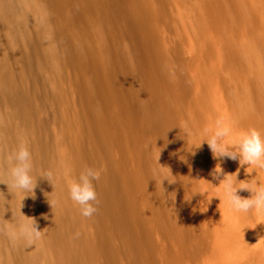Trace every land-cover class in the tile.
<instances>
[{"label": "bare ground", "instance_id": "1", "mask_svg": "<svg viewBox=\"0 0 264 264\" xmlns=\"http://www.w3.org/2000/svg\"><path fill=\"white\" fill-rule=\"evenodd\" d=\"M99 1L105 26L101 40L82 24L83 14L73 0H0V217L13 215L14 198L20 193L10 185L4 158L24 136L23 131H14L13 119L1 108L14 105L16 115L28 126L37 116L31 98L11 81L13 75L5 67L10 57L25 59L23 67L30 71L57 65L59 48L49 39L52 28L63 40L62 55L71 61L80 57L91 69V94L102 104L106 120L100 137L111 135L123 164L133 163V167L124 166L125 171H106L109 185L97 193L95 202L94 215L101 226L97 246L105 264H117V257L128 251L132 257L127 264H153V243L136 212L137 202L147 199L154 188L179 210L190 202L192 189L206 178L219 184L223 175L218 179L211 175L217 163L224 173L232 164L240 166L238 160L214 158L206 142L190 153L192 144L198 143L197 134L202 139L204 129L218 118L234 122L237 131L255 128L264 136V96L248 98V94L230 91L232 79L244 87L250 81L255 83V72L264 77V42L252 46L260 41L253 7L263 0H199L200 14L185 31L182 49L171 45L142 0ZM176 1L159 0L162 10ZM176 15L186 21L181 12ZM71 25L79 26L75 43L68 34ZM44 42L48 43L45 47ZM245 56L253 61H245ZM185 131L192 135L186 136ZM240 167L245 171L247 166ZM57 171L58 164L51 163L45 151L33 161L32 174L38 176L32 194L35 200L36 188L52 192ZM46 173H51L49 180L40 177ZM260 179L264 182V170ZM122 186L135 192L134 200L128 201ZM69 200L68 191L62 188L55 211L36 201L46 223V238L16 235L13 253L2 256L0 249V264H77L90 257L94 248L77 230L78 214ZM201 201L205 217L220 232L214 264H244L257 251V243L248 242L247 214L232 212L222 190L212 185ZM260 226L256 242L263 245L264 223ZM118 231L121 233L116 234ZM183 246L170 256L173 264L181 262L186 251ZM47 247L55 248L61 257L45 260Z\"/></svg>", "mask_w": 264, "mask_h": 264}, {"label": "rangeland", "instance_id": "2", "mask_svg": "<svg viewBox=\"0 0 264 264\" xmlns=\"http://www.w3.org/2000/svg\"><path fill=\"white\" fill-rule=\"evenodd\" d=\"M73 1L83 14L84 23L82 24L93 29L96 37L101 40L105 36V26L100 20L103 9L101 2L99 0ZM142 2L152 14L153 20L170 37L171 45L176 49H182L185 31L190 30L191 25L196 23L194 22L196 17L198 18L200 14L199 0H177L166 7L164 6V10H162L163 6H161L159 0H142ZM177 11L181 12L186 21L181 20L176 15ZM253 13L258 25L257 34L260 41L257 40L252 46L258 47L260 42H264V0L253 7ZM71 26H68L67 31ZM72 27L71 31L69 30V33H67L70 35V41L75 43L77 42L75 31L79 29V26L74 25ZM75 27L77 28L74 30ZM49 39L55 42L59 48L57 65L35 68V70L30 71L26 69V66L23 67L25 59L20 60L19 58L10 57L5 67L13 75L11 81L31 98L33 105L37 108V116L33 124L28 126L20 115H16L14 105H3L2 112L13 119L14 131H23L24 136L21 140L26 141L32 154V160L38 159L40 154L45 151L49 153L51 163L58 164V171L54 173L56 177L51 183L52 192L47 193L36 188L37 200L32 196L34 192L27 193L24 198L25 194L17 193L14 198L13 215L0 217V249L2 256H8L11 251L13 253V249L16 247L15 236L22 233L21 228L25 224L35 223L37 229L41 231L42 238H46V223L39 216L37 202L49 208H54L55 211L61 200V189L68 191L69 178H78L80 172L88 167L97 170L99 179L93 181L97 194L102 188L109 185L106 176L108 168L120 172L125 171L126 166L133 167L131 162H128L127 165L126 163L123 164L121 152L115 146L111 135L107 138L100 137L103 127L106 126V120L101 107L102 104L91 94L89 86V79L92 75L91 69L85 66L80 57L76 58L75 61H71L65 58L64 53L62 55L64 43H61L63 40L60 41L55 29L50 28ZM48 43L44 42L43 47ZM106 45L109 47L107 40ZM245 61L252 62L253 60L251 57L245 56ZM1 70L0 68V72ZM253 77L255 83L250 81V85L244 87L239 86L236 80L233 81L232 79L230 91L235 95L245 96V94H248V98L254 95L264 96V77L257 72L253 74ZM110 142H112V145H109ZM18 145L16 143L15 148ZM8 155L5 156V161H7ZM238 169L240 171L237 176L238 180L250 181L255 178L254 174H247L239 165L234 164L229 166L227 173H236ZM206 180L211 182L209 178H206ZM210 185L205 180L203 183L197 184L191 191L190 202L183 203L179 210H175L173 205L164 200L154 188L155 193L148 192L147 199L144 198L137 202L136 212L140 214L139 218L143 222V227L147 231L149 240L153 243V264H173L170 256L178 252L182 244L186 251L184 256L180 258L181 262L179 264L215 263L219 229L207 220L201 209L200 204L203 195L199 193L192 195L198 190H208ZM121 188L127 194L128 201L134 200L135 192L133 190L124 186ZM158 196L162 199H156ZM242 197H250V193H243ZM69 201L78 214L79 224L77 230L81 232L85 241H88L91 247L94 248L90 257L80 259L77 264H105L103 251L97 246L98 231L101 230V226L96 216L94 214L91 217L82 216L80 206L71 199ZM159 201H164L165 204ZM217 216L220 218L218 212ZM247 217L249 223L248 242L253 246L257 243L254 246L257 251L251 253L244 264H264V244L261 245L256 242L261 224H257L259 221L253 216L247 214ZM120 233V231L116 232V234ZM121 247L124 248V245H121ZM122 248H120L121 251L124 250ZM46 249L47 257L45 260L61 257V254L55 248L47 247ZM128 252L127 254L123 252V255L121 253L120 257H117V264H122L123 260L124 264H127L132 257V254H128ZM121 256L124 257L121 258ZM119 258L122 260L120 261Z\"/></svg>", "mask_w": 264, "mask_h": 264}, {"label": "clouds", "instance_id": "3", "mask_svg": "<svg viewBox=\"0 0 264 264\" xmlns=\"http://www.w3.org/2000/svg\"><path fill=\"white\" fill-rule=\"evenodd\" d=\"M185 134L186 136L192 135L190 131H185ZM195 139L198 140V143L192 144L193 151L190 153L194 154V149L200 148L202 143L206 142L214 158L223 159L226 157L238 160L240 166H247L245 168L247 174H256L255 178L250 181L238 180L239 169L236 173H224L220 163H217L211 175L214 179L223 175V179H220L218 185H214L208 180L205 181L214 188L222 190L224 199L232 212L251 215L259 221L257 224L264 223V182H261L260 179L261 170H264V136L261 132L255 128L237 131L234 122L218 118L212 126L204 129L202 139L199 138V134ZM7 161L6 175L10 185L13 189L25 194L24 198L27 193L33 192L38 177L32 174V154L26 141H20L19 145L8 155ZM248 169L256 171L250 172ZM50 176L51 173H46L40 177H46L49 180ZM98 179L99 172L90 167L81 171L78 178L68 179L69 198L80 206L81 215L84 217H91L97 210L95 207L97 194L93 181ZM7 186L9 187L8 184ZM241 191L250 193V197H242L238 194ZM197 193L207 194V190H198L192 195ZM214 197L219 198L220 201V197ZM21 232L30 239L38 238L41 234L35 223L23 225Z\"/></svg>", "mask_w": 264, "mask_h": 264}]
</instances>
